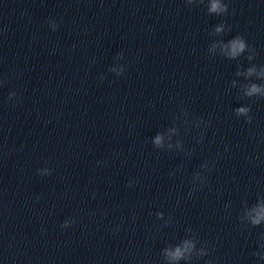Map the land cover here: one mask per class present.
<instances>
[{"label": "clouds", "instance_id": "9594fccd", "mask_svg": "<svg viewBox=\"0 0 264 264\" xmlns=\"http://www.w3.org/2000/svg\"><path fill=\"white\" fill-rule=\"evenodd\" d=\"M188 3H192L193 0H187ZM199 4H204V0H198ZM207 11L209 15H225L228 12V5L222 0H210V3L207 6ZM52 29L55 31L57 25L53 21H49ZM224 31V23H220L215 27L216 33H222ZM222 54L226 56L229 60H236L240 58L246 52L248 53L247 59L249 61L254 59V49H252L246 42L243 36L237 35L233 39H231L227 44L223 46ZM259 68V71H258ZM237 76H244L246 83L240 85V93L241 98H264V65L257 66L251 65L246 71L241 70L236 73ZM256 76L257 80L262 81L261 83L253 82L250 78ZM4 81L0 80V85H2ZM232 87H236V81H232ZM15 92H11L9 94L8 99L13 100L16 97ZM235 115L239 117L246 118L247 123H251L252 117L250 115L251 107L244 105L239 106L234 109ZM199 126V122L197 123ZM203 139V134H201V140ZM154 145L157 148L163 147V136L158 134L155 136L153 140ZM180 144V141H177ZM170 147V146H169ZM227 150V148H226ZM201 168L208 169V164L205 163L201 165ZM193 181H199L200 184H204L206 181L205 177H202L200 172H197L193 176ZM131 186V185H129ZM227 207V206H226ZM245 215L248 217L250 224L253 227L262 225L264 222V197L258 198L256 204H254L250 209L245 207L244 210ZM159 218L163 217V213H157ZM66 226V225H65ZM189 231H191L189 229ZM261 238L264 239V234L261 235ZM197 241L193 238H185L182 240L180 244L175 246L174 248H166L164 250L165 257L168 259L169 264H178L179 261L184 260L186 262H191L193 257H203L208 255L203 249H197ZM260 248H264V243L260 244ZM259 258L264 259V256H261L260 252H257Z\"/></svg>", "mask_w": 264, "mask_h": 264}]
</instances>
